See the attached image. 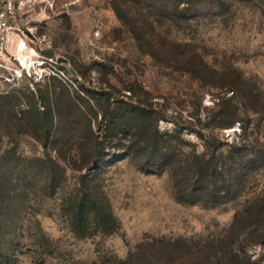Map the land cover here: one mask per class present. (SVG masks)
Wrapping results in <instances>:
<instances>
[{
  "label": "rangeland",
  "instance_id": "obj_1",
  "mask_svg": "<svg viewBox=\"0 0 264 264\" xmlns=\"http://www.w3.org/2000/svg\"><path fill=\"white\" fill-rule=\"evenodd\" d=\"M86 193L112 231L74 230ZM173 263L264 264V0H38L0 59V264Z\"/></svg>",
  "mask_w": 264,
  "mask_h": 264
},
{
  "label": "trees",
  "instance_id": "obj_2",
  "mask_svg": "<svg viewBox=\"0 0 264 264\" xmlns=\"http://www.w3.org/2000/svg\"><path fill=\"white\" fill-rule=\"evenodd\" d=\"M235 93V91H234ZM110 98V96H109ZM60 104V100H57V105ZM31 120L33 122L38 123L39 120L43 121V119H45L46 114L48 111H40L39 107L36 104L31 105ZM110 110V109H109ZM105 117L109 114L108 110H106V112L104 113ZM53 116V115H52ZM242 120V118L237 115L233 118V120L229 123V126H232L233 124H235L236 121H240ZM112 123V122H111ZM146 127H142L141 124L138 125L137 128H135V132L137 133H146ZM122 131V129L120 127L117 128V132ZM89 132L90 134H93L92 137L94 138V145L92 146V153L88 154V156L90 157H98L100 155V151L102 150V144L100 141V135L98 133L97 130H95L93 128V126L90 124L89 127ZM199 135L202 138H205L206 135L204 133H199ZM146 136V135H144ZM147 138H150L147 135ZM58 141V139H57ZM238 144V145H237ZM236 147H242L243 148V144L242 143H237ZM249 159L245 162V160H238V159H234V163L236 164V168L239 170V173L243 171H247L250 169H253L256 166H259L261 163V159L263 156V152L261 149H251L249 151ZM205 154H202L200 156V158L197 160V162H195V166L196 169L198 171V177H197V181H202L203 185H201L200 190H206L209 187L206 185V182H203L207 179L206 175H208V172L211 169H217L218 167V163H216L215 161H209L206 160L204 158ZM239 177V176H238ZM242 181H240V179H238L234 184L233 187L240 189ZM82 199L77 202L74 206V208L72 209L73 212V227L74 230L80 234H87V224L89 222V220L93 217L95 222L97 224H100L102 226V224L104 225L105 230H108L109 232L112 231V221L117 220V218L115 217L113 211L111 209H107L103 206L100 205L99 199L93 195V194H84L82 197ZM260 205V201L259 200H255V202H253L248 208H247V215L246 217L251 216L252 214H256V211L258 210ZM127 261V260H125ZM123 261V262H125ZM174 264V263H173Z\"/></svg>",
  "mask_w": 264,
  "mask_h": 264
},
{
  "label": "built area",
  "instance_id": "obj_3",
  "mask_svg": "<svg viewBox=\"0 0 264 264\" xmlns=\"http://www.w3.org/2000/svg\"><path fill=\"white\" fill-rule=\"evenodd\" d=\"M38 0H0V59L5 53L9 39L10 30L12 29V20L16 18L18 13H22L28 7H33ZM46 63L43 58L39 65L42 66ZM35 63L24 69L32 75L31 71ZM39 77L43 76V73H36Z\"/></svg>",
  "mask_w": 264,
  "mask_h": 264
}]
</instances>
